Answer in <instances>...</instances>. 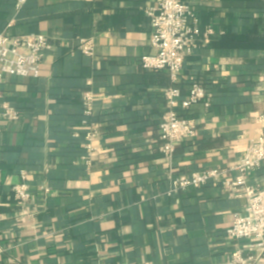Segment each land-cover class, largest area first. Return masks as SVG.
Returning <instances> with one entry per match:
<instances>
[{
  "label": "crops",
  "instance_id": "crops-1",
  "mask_svg": "<svg viewBox=\"0 0 264 264\" xmlns=\"http://www.w3.org/2000/svg\"><path fill=\"white\" fill-rule=\"evenodd\" d=\"M0 0V32L47 35L39 77L0 80V264H223L235 250L258 256L254 240L226 231L246 206L221 183L168 196L172 176L220 168L229 179L248 145L264 135V0H185L215 34L185 61L178 81L147 70L156 52L146 14L160 0ZM91 39L95 54L82 53ZM204 102L179 116L197 135L160 151L164 92ZM95 93L98 136L88 156L82 94ZM19 110L18 120L3 106ZM26 170L33 198L22 212L13 188ZM264 187V163L247 175ZM46 189L48 191H46ZM264 264V254L259 255Z\"/></svg>",
  "mask_w": 264,
  "mask_h": 264
},
{
  "label": "built area",
  "instance_id": "built-area-1",
  "mask_svg": "<svg viewBox=\"0 0 264 264\" xmlns=\"http://www.w3.org/2000/svg\"><path fill=\"white\" fill-rule=\"evenodd\" d=\"M27 1L29 0H16V11H20ZM146 14L151 21L150 41L156 52L141 59L142 67L155 71L167 70L172 81L177 82L186 58L201 44H208L215 32L209 26L202 28L199 25L196 12L185 0H160L157 6L148 8ZM49 47L47 35L35 33L13 36L7 31H1L0 80L6 75L39 77L44 53ZM80 49L82 53L92 56L95 54L94 41L82 38ZM182 91L179 87L170 86L164 92L167 111L159 125V137L162 141L160 151L169 160L173 159L178 143L193 139L197 135L198 125L195 120L179 116L175 111L176 104L180 101L184 109L200 102H204L206 106L210 105L207 89L201 83H192L189 96L185 99L182 98ZM95 98V93L92 91L84 92L81 97L84 115L82 124L89 128L86 135L88 156L94 152L92 142L98 136L97 123L90 120L94 115ZM3 116L8 120H18L20 113L15 107L5 104ZM263 163L264 135L262 134L258 140L248 145L243 161L235 167L238 175L234 179H229L228 172L220 168L194 171L189 175L172 176L171 186L166 194L172 196L209 183H221L235 196L244 197L247 201L244 212L235 216L226 233L234 240H254L255 250L262 255L264 254V187L251 185L247 175L260 168ZM21 177L22 181L14 186L13 193L22 208V213L29 215L28 208L33 193L26 170L21 172ZM258 256H246L238 249L231 254L228 262L223 264H260Z\"/></svg>",
  "mask_w": 264,
  "mask_h": 264
},
{
  "label": "trees",
  "instance_id": "trees-1",
  "mask_svg": "<svg viewBox=\"0 0 264 264\" xmlns=\"http://www.w3.org/2000/svg\"><path fill=\"white\" fill-rule=\"evenodd\" d=\"M199 82V81H198ZM199 83H201V82H199ZM202 84V83H201ZM203 85V84H202ZM204 86V85H203ZM205 87V86H204ZM90 120H93V121H96L95 120V118H94V115H93V117L90 119ZM97 122V121H96Z\"/></svg>",
  "mask_w": 264,
  "mask_h": 264
}]
</instances>
